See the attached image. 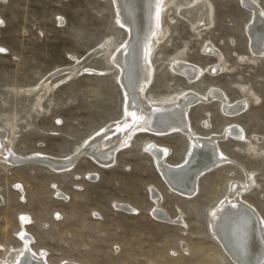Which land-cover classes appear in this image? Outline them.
Segmentation results:
<instances>
[{"label": "rangeland", "instance_id": "obj_1", "mask_svg": "<svg viewBox=\"0 0 264 264\" xmlns=\"http://www.w3.org/2000/svg\"><path fill=\"white\" fill-rule=\"evenodd\" d=\"M191 1L175 0L162 14L166 36L153 53L148 94L175 96L189 89L203 95L213 87L231 102L247 99V109L233 118L216 101L198 103L187 114L191 128L204 137L221 135L229 124L244 131L247 142L227 137L217 143L237 165L205 173L195 195L184 197L169 190L142 147L152 140L169 151L170 165H180L187 143L179 133L137 135L107 167L83 158L60 173L0 161V264L21 245L16 238L21 216L29 219L25 231L34 252H44L48 264H233L210 234L207 216L232 196L229 184L243 182L245 171L255 185L241 199L264 219V60H247L251 15L240 0H206L212 25L198 31L179 14ZM252 1L264 12V0ZM106 40L112 42L109 51L126 42L111 0H0V129L16 156L68 159L102 127L123 119L122 89L107 56L74 67ZM207 44L220 52L229 72L206 73L189 83L171 71L170 60L179 52L201 68L215 64L217 58L203 52ZM68 69L76 74L54 78L43 96L42 81ZM152 188L172 222L153 214Z\"/></svg>", "mask_w": 264, "mask_h": 264}, {"label": "bare ground", "instance_id": "obj_2", "mask_svg": "<svg viewBox=\"0 0 264 264\" xmlns=\"http://www.w3.org/2000/svg\"><path fill=\"white\" fill-rule=\"evenodd\" d=\"M111 1L115 11V24L125 31L126 42L120 47L113 46L114 49L109 51L112 42L106 40L97 46L98 48L89 52L86 57L84 56L82 61L77 60L75 63L77 65L74 67L79 68L95 57L107 56V62L117 71V81L122 89L123 119L102 127L78 146L74 155L64 160L40 155L18 157L10 148V138H7L0 129V161L11 166H18L17 161L36 162L39 165L44 163L53 168V171L60 173L70 170L77 161L83 158L90 159L100 167H107L114 162L115 155L119 151L127 149L131 145L137 135L164 137L179 133L185 137L187 143L186 153L180 165H170L167 162L169 151L152 140L144 141L142 147L151 156L169 190L172 189L184 197H192L197 191L199 177L219 166L237 165L218 149L219 139L223 141L227 137H231L238 142H247V140L244 131L233 124L227 125L221 135L207 137L198 135L189 124L187 118L189 109L198 103L216 101L221 112L233 118L244 112L249 102L247 99L231 102L224 92L213 87H209L203 95L196 94L189 89H185L181 94L177 93L175 96L155 98L148 94L154 75L153 53L156 46L166 36V31L161 27V17L165 9L173 5L175 0ZM240 1L251 15V22L247 26L246 34L252 58H247V60L255 63L257 60H264V12L252 0ZM179 14L194 31L205 30L212 25V7L206 0H192L187 4V7L179 10ZM203 52L215 56L217 62L206 68H201L182 60L180 58L182 54L179 52V55L170 60L171 71L185 78L189 83L199 80L206 73L217 76L230 71L220 52L210 44L206 45ZM84 71L91 73V70L88 69ZM75 74V70H60L45 78L40 85L43 96L51 89L50 83L54 78L60 75L71 77ZM250 95L254 97L252 93ZM41 98L42 96L37 100L38 103ZM203 125L204 127L208 126ZM255 139L260 140L259 138ZM248 146V150L258 153L253 145L248 143ZM244 175L243 182L229 184V193L232 196L227 194L224 200L209 210L208 229L233 264H264V219L253 207L241 199L242 195L255 185L253 174L244 171ZM151 194V198L156 195L153 188ZM59 195L60 193L57 192L56 196ZM152 200L155 204L153 214L168 222L170 219L166 217L160 207L159 195L153 197ZM115 207L124 208L126 206L116 205ZM19 220L20 230L16 233V238L21 245L7 251L1 264H48L46 254L34 252L32 248V238L25 231L29 219L26 216H21ZM60 264L73 263L62 262Z\"/></svg>", "mask_w": 264, "mask_h": 264}, {"label": "water", "instance_id": "obj_3", "mask_svg": "<svg viewBox=\"0 0 264 264\" xmlns=\"http://www.w3.org/2000/svg\"><path fill=\"white\" fill-rule=\"evenodd\" d=\"M30 163H31V164H33V163L36 164V162H20V161H17V162H16V164H18V165H22V164H30ZM37 164H38V163H37ZM41 165H45V166H47V167H50L49 165L44 164V163L41 164Z\"/></svg>", "mask_w": 264, "mask_h": 264}, {"label": "snow or ice", "instance_id": "obj_4", "mask_svg": "<svg viewBox=\"0 0 264 264\" xmlns=\"http://www.w3.org/2000/svg\"><path fill=\"white\" fill-rule=\"evenodd\" d=\"M0 51H4L3 49H0ZM58 123H59V121H58Z\"/></svg>", "mask_w": 264, "mask_h": 264}]
</instances>
